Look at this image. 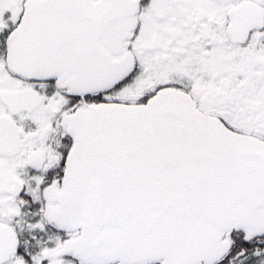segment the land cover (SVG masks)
I'll use <instances>...</instances> for the list:
<instances>
[{"label":"snow or ice","instance_id":"snow-or-ice-1","mask_svg":"<svg viewBox=\"0 0 264 264\" xmlns=\"http://www.w3.org/2000/svg\"><path fill=\"white\" fill-rule=\"evenodd\" d=\"M0 264H264V0H0Z\"/></svg>","mask_w":264,"mask_h":264}]
</instances>
